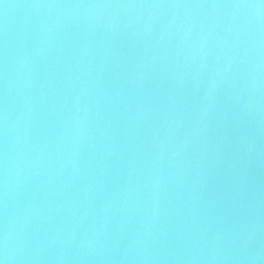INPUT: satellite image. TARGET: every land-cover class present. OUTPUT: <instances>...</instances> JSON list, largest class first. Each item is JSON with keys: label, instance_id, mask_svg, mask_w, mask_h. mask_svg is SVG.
I'll return each instance as SVG.
<instances>
[{"label": "water", "instance_id": "1", "mask_svg": "<svg viewBox=\"0 0 264 264\" xmlns=\"http://www.w3.org/2000/svg\"><path fill=\"white\" fill-rule=\"evenodd\" d=\"M0 264H264V0H0Z\"/></svg>", "mask_w": 264, "mask_h": 264}]
</instances>
